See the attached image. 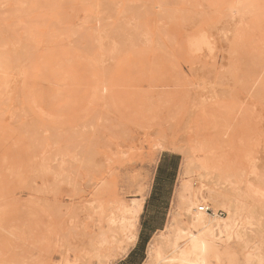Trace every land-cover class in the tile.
<instances>
[{"label": "rangeland", "instance_id": "374dc122", "mask_svg": "<svg viewBox=\"0 0 264 264\" xmlns=\"http://www.w3.org/2000/svg\"><path fill=\"white\" fill-rule=\"evenodd\" d=\"M103 2L0 0V264H264V0Z\"/></svg>", "mask_w": 264, "mask_h": 264}, {"label": "bare ground", "instance_id": "6f19581e", "mask_svg": "<svg viewBox=\"0 0 264 264\" xmlns=\"http://www.w3.org/2000/svg\"><path fill=\"white\" fill-rule=\"evenodd\" d=\"M105 1L106 0H104V2L102 3L103 5L105 4ZM162 5H164V4H162ZM92 157H94V156H92ZM145 189H146L145 185H142V183H141V185L138 188V192L143 195L145 192ZM52 192H53V190H52ZM143 209H144V198L133 202L130 206L124 207V216L119 217V218H122V219H120L121 221H126V222H127V220L137 221V219L142 214ZM197 209H198L199 213H197L193 217L192 222L195 225V227H200L199 228L200 230L198 231V233H192V234L190 233L187 235H183V234L178 235V239L173 241V243L170 246V248H171V256L169 258L170 264H209V261H208L209 254H213V256L215 255L216 257H218L219 251H218L217 247L215 246V240H214V232H215V228L218 226V224H214V222L216 220L209 219L204 215V213L200 212V211H205V206L202 207L199 205L197 207ZM116 219L117 218L114 215H112L109 218V221H110L109 223L115 224L117 222ZM118 224H119V222H118ZM130 226L131 225H129V227ZM107 228H108V226H107ZM118 234H119V232H118ZM111 236H113V235L111 234ZM181 238H187V239L185 240V242L182 243V242H180ZM128 243H130V242H128ZM128 247H129V245H127L125 247L126 248L125 250H127ZM161 252H162V250H161ZM156 254H157L156 252H152L150 254V261L147 264H152V262H153L152 260L154 259ZM119 256H120V254H119ZM113 258H115V257H113Z\"/></svg>", "mask_w": 264, "mask_h": 264}, {"label": "crops", "instance_id": "0c3cea01", "mask_svg": "<svg viewBox=\"0 0 264 264\" xmlns=\"http://www.w3.org/2000/svg\"><path fill=\"white\" fill-rule=\"evenodd\" d=\"M177 155L170 154L166 155L163 154L160 158V163L158 169L156 171L155 181L152 186V190L149 196V203L146 207L147 210L152 203H159L164 201L163 195L165 194V190L167 189L168 185L170 184V179L173 177L175 173V167L178 169L179 162H177ZM177 171V170H176ZM172 198L168 200L171 201Z\"/></svg>", "mask_w": 264, "mask_h": 264}, {"label": "built area", "instance_id": "2783aa9c", "mask_svg": "<svg viewBox=\"0 0 264 264\" xmlns=\"http://www.w3.org/2000/svg\"><path fill=\"white\" fill-rule=\"evenodd\" d=\"M204 209V208H203ZM206 212H211V209L209 207H205Z\"/></svg>", "mask_w": 264, "mask_h": 264}]
</instances>
